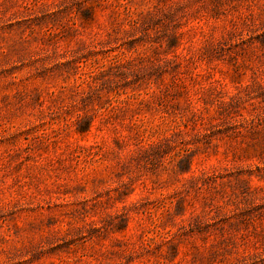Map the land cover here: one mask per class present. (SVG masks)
<instances>
[{
    "label": "rangeland",
    "instance_id": "obj_1",
    "mask_svg": "<svg viewBox=\"0 0 264 264\" xmlns=\"http://www.w3.org/2000/svg\"><path fill=\"white\" fill-rule=\"evenodd\" d=\"M0 264H264V0H0Z\"/></svg>",
    "mask_w": 264,
    "mask_h": 264
}]
</instances>
